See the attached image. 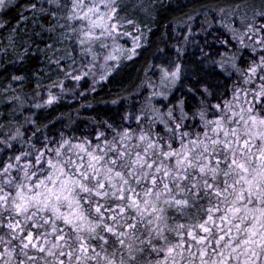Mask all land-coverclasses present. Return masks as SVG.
I'll list each match as a JSON object with an SVG mask.
<instances>
[{
	"label": "snow or ice",
	"instance_id": "obj_1",
	"mask_svg": "<svg viewBox=\"0 0 264 264\" xmlns=\"http://www.w3.org/2000/svg\"><path fill=\"white\" fill-rule=\"evenodd\" d=\"M172 7L0 0V62L21 65L0 103V264H264V0ZM160 23L134 92L113 84ZM105 84L83 127L40 123Z\"/></svg>",
	"mask_w": 264,
	"mask_h": 264
},
{
	"label": "trees",
	"instance_id": "obj_2",
	"mask_svg": "<svg viewBox=\"0 0 264 264\" xmlns=\"http://www.w3.org/2000/svg\"><path fill=\"white\" fill-rule=\"evenodd\" d=\"M162 2L167 5L169 2L172 3L173 7L168 9L166 13H164L165 19H171L172 17L178 16L181 11L185 10V5H191L192 0H162ZM198 3H205L208 2V0H197ZM19 3L23 4L24 0H19ZM158 31L154 29V35L152 37L154 43L152 48H147L145 46V52L144 54L135 61L133 65H131L126 71H125V78L123 80H120L118 77L113 78V84L120 83L121 87H126V90L128 92H134V89L136 85L139 83L140 79L144 78V68L147 67L148 60L152 59V53L156 50V43L159 42L160 34L161 32L166 31L165 26L163 23H160L158 25ZM167 31L171 32L173 35L172 43L175 42V37L179 36L182 31V26H177L176 24H172L171 28L167 29ZM170 46V45H169ZM32 60L29 62L30 67H35L36 61L39 59V56L33 51L31 54ZM14 56L11 53L9 58H2V62H0V68L6 67L5 71H0V103L3 102V88L7 86L8 81L5 79V76L7 75L10 79L11 74L16 71V69L20 68L21 65L18 63L13 62ZM11 62V63H10ZM149 77L152 76V72L149 71L147 74ZM89 83L91 81V78H88ZM47 83V82H44ZM34 86V82L28 83L26 82L25 85H23L24 91H29ZM13 87H16L13 85ZM66 87L75 89L76 83L74 82H67ZM83 87H88V84H83ZM109 85L105 84L104 91L100 92L98 91L95 94H86L85 96L81 97L79 94L76 95L75 98H73L71 93L64 94V97L61 99L60 102L52 109L51 112H49L47 109H45L43 112H39L36 109H33L34 111H38V115L40 118L41 124H46L49 120H52L54 116H60V114H63L61 117L60 123H56L54 126L57 129H60L62 125H79L80 127H83L84 125L81 123L85 120L86 117L92 116L95 114V112H99L102 110H108V105H104L103 103H96L97 101H103L110 99L113 94H115V89H112V92H109ZM11 94V93H10ZM138 99L137 97H133V102ZM162 98L157 97V100L160 101ZM31 103H35V101H32ZM125 103H128V101H125ZM83 105L84 107H81ZM88 105H91V108L88 107ZM8 107H11V104L8 105ZM53 134V133H50Z\"/></svg>",
	"mask_w": 264,
	"mask_h": 264
},
{
	"label": "rangeland",
	"instance_id": "obj_3",
	"mask_svg": "<svg viewBox=\"0 0 264 264\" xmlns=\"http://www.w3.org/2000/svg\"><path fill=\"white\" fill-rule=\"evenodd\" d=\"M130 43V42H129ZM3 45L2 44H0V47H2ZM41 47H42V45H41ZM11 51H9V53H8V55L7 56H4V58H9L10 57V55H11ZM44 82H47V81H44Z\"/></svg>",
	"mask_w": 264,
	"mask_h": 264
}]
</instances>
